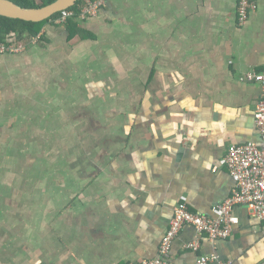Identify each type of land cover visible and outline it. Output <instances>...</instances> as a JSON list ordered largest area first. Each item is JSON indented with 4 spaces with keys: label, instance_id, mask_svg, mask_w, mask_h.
Here are the masks:
<instances>
[{
    "label": "crops",
    "instance_id": "crops-1",
    "mask_svg": "<svg viewBox=\"0 0 264 264\" xmlns=\"http://www.w3.org/2000/svg\"><path fill=\"white\" fill-rule=\"evenodd\" d=\"M236 7L106 0L95 16L74 19L73 36L49 20L36 41L14 40L25 50L0 53V264H136L157 255L178 202L215 215L233 187L220 163L227 147L262 144L261 88L240 77L264 71V0L243 24ZM84 44L97 54H78ZM44 114L69 136H57ZM65 140L69 178L6 154L27 143L21 153L38 155ZM233 214L230 236L214 242L184 225L172 261L215 253L228 264H264V220L243 205ZM193 240L198 251L185 247Z\"/></svg>",
    "mask_w": 264,
    "mask_h": 264
},
{
    "label": "built area",
    "instance_id": "built-area-1",
    "mask_svg": "<svg viewBox=\"0 0 264 264\" xmlns=\"http://www.w3.org/2000/svg\"><path fill=\"white\" fill-rule=\"evenodd\" d=\"M105 4L106 0H80L73 5L74 8L71 6L61 10L51 21L54 24H64L68 18L86 19L95 16ZM254 7L255 0H237L236 14L239 24L247 21ZM37 38L38 35L31 40L36 41ZM25 48L26 44L22 41L0 42V53H18ZM240 79L260 85L261 91L254 110V125L262 144L254 141L230 144L220 163L226 166L233 180V187L230 194L213 207L215 215L192 211L186 202H178L173 208L169 227L161 238L157 255L140 259L136 264H176L170 257V247L186 224L193 226L199 234H206L211 242L229 237L236 222L233 209L237 205L245 206L252 216L264 220V71L248 70ZM215 169L216 167L213 168ZM185 247L198 251L200 245L197 240H193L186 243ZM193 264H228V261L222 260L215 253H197Z\"/></svg>",
    "mask_w": 264,
    "mask_h": 264
},
{
    "label": "rangeland",
    "instance_id": "rangeland-1",
    "mask_svg": "<svg viewBox=\"0 0 264 264\" xmlns=\"http://www.w3.org/2000/svg\"><path fill=\"white\" fill-rule=\"evenodd\" d=\"M92 42H89L88 44H90ZM27 46V45H26ZM83 46H85L82 51H79L78 54H81L82 52H86L87 56L88 57H91L89 53H95L97 54L98 50L97 48L94 46V45H90V46H87L84 44ZM99 62H96L95 65H98ZM95 68H97L96 66H94ZM43 97V96H41ZM24 105L25 104H30V101H23ZM45 116H42V119L45 123H49L50 121L53 122L54 124V128L53 130L55 131L56 135L59 136V134H61V132H63V130H66L65 127L63 126H59L58 124H56V120L53 118L54 115H47V114H44ZM31 131V130H30ZM69 129L66 130V134H67V137L69 136ZM71 132H74L73 129H71ZM22 136V134L20 133L18 135V137ZM25 139L27 140H30L31 138L30 137H25ZM12 143V142H11ZM10 143V144H11ZM61 145L60 146H55V144H50L48 145V148L47 146H45L43 148V152L46 151L45 153L43 152H38V155L35 154V152H30L28 156H24L22 153H21V150L20 148L21 147H24V149L27 151L28 148H29V144L25 143V144H19V150L16 151L15 149L14 150H7L6 154L9 156L10 152H11V155L17 157L18 160H23V163L26 162L27 164V167L28 168H32V169H46V170H50L52 168V170L58 172L59 170H62L65 175L64 177L65 178H69V175H70V170H71V166H73L75 163H72L70 164L69 163V160H67L69 158V153L71 151V149L73 147L70 148V143H68L66 140L65 142L62 141L60 143ZM5 148H7V145H4L2 144V140H1V137H0V151L3 152V150H5ZM74 149L79 153V154H82V150L80 148H76V146L74 147ZM2 153H0V159H3L2 156H1ZM38 158H44L43 160H41L40 162L38 161L39 159ZM53 160H56L57 162L54 163ZM62 161V162H59ZM17 162V161H16ZM13 163H11L9 166L11 168V165ZM26 164H23L24 166H26ZM22 164L19 165V167L22 168L23 166ZM6 164L4 162H1L0 161V168H5ZM26 168V167H24Z\"/></svg>",
    "mask_w": 264,
    "mask_h": 264
},
{
    "label": "trees",
    "instance_id": "trees-1",
    "mask_svg": "<svg viewBox=\"0 0 264 264\" xmlns=\"http://www.w3.org/2000/svg\"><path fill=\"white\" fill-rule=\"evenodd\" d=\"M16 4L22 7H40L48 4L54 0H12ZM80 0H77V3ZM75 6H72L74 8ZM60 13L57 12L50 18L44 19L39 22L26 21L19 18H11L0 15V42L5 40H16L20 38L32 39L36 37L42 29V26L46 21H51ZM75 18H68L64 24L69 29V36H73L79 32L78 22Z\"/></svg>",
    "mask_w": 264,
    "mask_h": 264
},
{
    "label": "water",
    "instance_id": "water-1",
    "mask_svg": "<svg viewBox=\"0 0 264 264\" xmlns=\"http://www.w3.org/2000/svg\"><path fill=\"white\" fill-rule=\"evenodd\" d=\"M76 2L77 0H54L40 7H22L12 0H0V15L39 22L75 5Z\"/></svg>",
    "mask_w": 264,
    "mask_h": 264
}]
</instances>
